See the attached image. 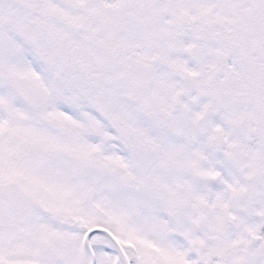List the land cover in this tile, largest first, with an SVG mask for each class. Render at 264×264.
Masks as SVG:
<instances>
[{"label":"snow or ice","instance_id":"1","mask_svg":"<svg viewBox=\"0 0 264 264\" xmlns=\"http://www.w3.org/2000/svg\"><path fill=\"white\" fill-rule=\"evenodd\" d=\"M0 264H264V0H0Z\"/></svg>","mask_w":264,"mask_h":264}]
</instances>
